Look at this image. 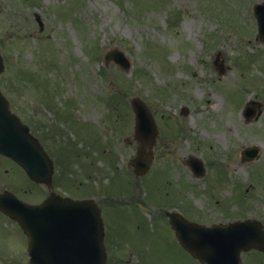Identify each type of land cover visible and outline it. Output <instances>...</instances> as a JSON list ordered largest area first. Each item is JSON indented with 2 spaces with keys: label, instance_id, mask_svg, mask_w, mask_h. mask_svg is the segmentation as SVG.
I'll return each instance as SVG.
<instances>
[{
  "label": "rangeland",
  "instance_id": "1",
  "mask_svg": "<svg viewBox=\"0 0 264 264\" xmlns=\"http://www.w3.org/2000/svg\"><path fill=\"white\" fill-rule=\"evenodd\" d=\"M262 2L0 0L2 82L13 112L41 137L59 173L70 166L69 181L90 184L91 196L101 186L123 203H104L108 198L96 194L111 221L104 216L113 235L109 264H199L177 244L161 219L164 211L206 226L264 224V44L253 11ZM112 50L124 54L129 69L114 58L105 61ZM132 98L149 107L159 130L152 168L139 181L127 169L139 147ZM249 100L260 101L263 113L247 123ZM249 146L259 156L244 162ZM190 156L204 162L202 178L187 165ZM90 159L100 168L94 183L83 177L93 167ZM110 165L116 171L108 179ZM128 172L139 184L133 203L130 189L121 195L132 183ZM18 178L10 173L3 180L9 188L19 183L10 190L21 198L34 203L46 196L23 172ZM22 246L21 231L0 214V255L13 257ZM242 264H264V258L243 254Z\"/></svg>",
  "mask_w": 264,
  "mask_h": 264
},
{
  "label": "water",
  "instance_id": "2",
  "mask_svg": "<svg viewBox=\"0 0 264 264\" xmlns=\"http://www.w3.org/2000/svg\"><path fill=\"white\" fill-rule=\"evenodd\" d=\"M259 39L264 43V3L255 6ZM41 27L44 25L36 15ZM116 62L123 68L130 65L121 52ZM4 70L0 57V73ZM136 115L135 137L140 143L137 157L130 164L141 176L152 162V148L158 135L148 107L133 99ZM187 115V109H183ZM262 104L250 101L244 110L247 122L257 120ZM0 153L18 163L29 178L52 187L54 166L29 127L11 111L9 102L0 92ZM258 157L257 147L243 151L245 161ZM196 175L204 172L203 163L191 157L188 163ZM0 210L17 221L29 238L31 264H106L104 227L99 209L92 201H73L55 196L38 206L26 204L12 194L0 195ZM170 224L184 246L195 258L206 264H241V254L250 250L264 253V228L254 220L237 221L228 226L203 227L170 214ZM57 230V231H55Z\"/></svg>",
  "mask_w": 264,
  "mask_h": 264
},
{
  "label": "flooded vegetation",
  "instance_id": "3",
  "mask_svg": "<svg viewBox=\"0 0 264 264\" xmlns=\"http://www.w3.org/2000/svg\"><path fill=\"white\" fill-rule=\"evenodd\" d=\"M0 55L3 57V60H4V63L6 65V57H5V54H4V41L3 40H0ZM5 76V73L0 75V88L1 90L5 93V90L6 88H3V82H2V79L3 77ZM41 131H43V129L41 127H39ZM34 132V131H33ZM35 136L41 141L42 145L43 144V140L41 139V137L39 135H36ZM45 149L47 150V152L50 154V152L48 151L47 147L44 145ZM88 156H89V153H86ZM52 156V158L54 159L53 155L50 154ZM84 159V158H83ZM54 161V164H55V174H54V177H53V182H52V187L51 188H48L47 186L45 185H38L34 182H32V184L34 185V187H36L35 189H37V187H42L46 190V196L43 198V196L39 199H37L36 202H34L36 205L37 204H40L41 202H43L45 199L47 198H50L52 197L53 195H60L62 197H65V198H71L73 200H94L96 202V204L98 205V207L101 209V215H102V218L104 220V228H105V247H106V251H107V264L110 263L111 261V252L113 251L112 250V239H113V235H111L110 233V228L108 230L107 228V223H106V219H108L107 217V214L104 213V208L106 206V204H103L102 201H100L99 197L97 196L96 198V194L99 195L101 194L104 198H109V195L106 191L104 190H101V186H98L96 187V189L93 187L94 185H92V189L94 190L95 192V195L94 196H91L90 193H91V190H88V187L90 186V184L88 185H83V181H80L78 185H76L77 181L78 180H81V179H74L73 177V180L72 181H69V178H72V173H71V170L69 169V167H66V169H64L63 171H61V173H59V163L57 162V160H53ZM89 162L92 163V169L90 167L87 166V173H84V178L87 179L86 181L89 183L90 181L91 182H95L97 179V177L100 175V168H96L94 167V159H90ZM9 167V168H7ZM59 167V168H58ZM111 168H112V165H110L108 167L109 171H107L105 174H104V177L108 176V179H110L112 177V174H111ZM22 169L20 166H18L16 163H14L13 161H11L10 159L6 158L4 155L0 154V194L6 192V191H10L12 192L10 189L12 188H15V189H18L19 187V183H15V186H13L12 188H9L6 186L5 184V181L3 180V177L8 174L10 175L13 174L14 177H16V180H14V182H18V181H21V178H18V175L21 174L22 172ZM57 173H59L58 177L59 179H57ZM89 173V174H88ZM59 180V181H58ZM113 180V179H112ZM109 180H106V182H108ZM70 182H72L70 184ZM21 184V182H20ZM76 185V186H75ZM67 188L68 190H65V188ZM20 188V187H19ZM13 193V192H12ZM105 193L107 194V196H105ZM107 200L104 201V203L106 202L107 203ZM110 203V202H109ZM112 204V203H111ZM113 206H109L108 209L111 210ZM110 210L108 211V213L110 212ZM166 211L164 212V214L166 215ZM0 214L5 218V220L7 221V223L14 229V230H20L21 233L23 234L24 236V240L26 242V247L24 248L23 246L20 247L19 249H15L14 250V256L13 257H4L2 255L1 258L2 260H0V264H30V259H29V256H28V238L26 237V235L23 233V231L18 227V225L6 218L1 212ZM105 216V218H104ZM109 220V219H108ZM110 221V220H109ZM111 222V221H110ZM166 222L168 223V219H166ZM19 250L23 251L22 254L20 255V252Z\"/></svg>",
  "mask_w": 264,
  "mask_h": 264
},
{
  "label": "bare ground",
  "instance_id": "4",
  "mask_svg": "<svg viewBox=\"0 0 264 264\" xmlns=\"http://www.w3.org/2000/svg\"><path fill=\"white\" fill-rule=\"evenodd\" d=\"M210 102V101H209ZM224 118V115L221 116L220 120L222 121V119Z\"/></svg>",
  "mask_w": 264,
  "mask_h": 264
}]
</instances>
